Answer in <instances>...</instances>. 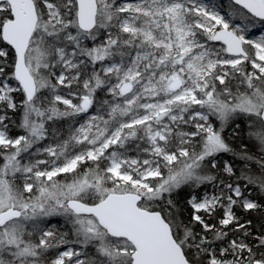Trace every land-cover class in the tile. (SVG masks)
<instances>
[{"label": "snow or ice", "instance_id": "1", "mask_svg": "<svg viewBox=\"0 0 264 264\" xmlns=\"http://www.w3.org/2000/svg\"><path fill=\"white\" fill-rule=\"evenodd\" d=\"M0 264H264V0H0Z\"/></svg>", "mask_w": 264, "mask_h": 264}]
</instances>
